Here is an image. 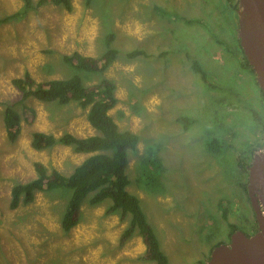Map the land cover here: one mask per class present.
<instances>
[{
    "label": "rangeland",
    "instance_id": "rangeland-1",
    "mask_svg": "<svg viewBox=\"0 0 264 264\" xmlns=\"http://www.w3.org/2000/svg\"><path fill=\"white\" fill-rule=\"evenodd\" d=\"M89 2L70 0V12L51 3L21 11V0H0V21L20 13L0 23V264H155L139 260L145 245L138 234L122 240L130 218L107 214L109 201L86 199L67 233L60 220L70 191H37L31 203L10 208L12 188L36 177L35 164L69 176L90 156L59 144L35 151L33 133L96 134L88 109L77 103L30 98L24 105L34 114L23 109L11 81L25 73L36 84L74 78L87 88L114 84L117 104L109 115L139 139L127 157V192L139 200L169 264H205L215 247L244 229V214L252 220L243 165L264 153V96L243 66L239 4L231 10L239 2ZM110 34L118 55L105 72L64 62L75 54L98 60ZM135 50L147 57L128 59ZM8 107L20 117L13 143L3 123Z\"/></svg>",
    "mask_w": 264,
    "mask_h": 264
},
{
    "label": "trees",
    "instance_id": "trees-1",
    "mask_svg": "<svg viewBox=\"0 0 264 264\" xmlns=\"http://www.w3.org/2000/svg\"><path fill=\"white\" fill-rule=\"evenodd\" d=\"M21 1L23 2L21 11H29L47 3L64 7L69 12L71 10L70 0H39L36 4L33 3V0ZM227 2L230 4L231 0H227ZM87 3L90 4L89 0H87ZM231 8L233 12H237L238 3H235ZM19 15L20 13L14 14V16H7L0 23H8ZM113 38L112 34L107 37L106 45L108 50L98 60L84 58L78 54L71 57L65 56L63 60L74 69L103 73L118 55L116 50L110 48ZM143 55L147 57L145 53L135 50L128 53L126 57L134 59ZM243 61V66L246 70H249L254 75L244 56ZM196 71L204 76L198 69ZM202 78L206 81V77ZM11 84L20 93L18 104L23 109L28 110L31 115L34 114L33 111L24 105L25 101L30 98L44 103L55 102L61 106L77 103L81 108H87L86 120L96 134L86 138H77L71 134H64L56 139L49 134L33 133L31 148L35 151H45L59 144L71 147L77 154L90 156L80 165L78 164L69 176H64L55 170L48 173L44 166L35 164L36 177L28 183L12 188L10 208L16 209L21 201L25 204L31 203L34 199V193L37 191L58 189L70 191L66 209L60 220L62 231L67 233L78 224L79 210L86 199L89 198L90 203L93 205L109 201L110 206H108L107 214L120 212L122 217L129 216L130 218L127 228L122 233V240H129L135 234H138L143 241L145 253L139 260L155 264H169L160 249L159 241L154 231L140 208L139 200L126 190L129 185L125 174L128 165V153L135 150L139 139L131 132L121 131L109 115V111L117 104V99L114 95V84L111 81L104 80L98 85L87 88L77 78L36 84L28 73H25L22 78L13 79ZM3 123L8 141L11 143L15 142L20 132L19 115L8 107L4 113ZM210 150L218 152L217 148ZM246 166L245 164L243 165L244 173H246ZM245 188L246 186H244ZM225 216L224 211L223 218Z\"/></svg>",
    "mask_w": 264,
    "mask_h": 264
},
{
    "label": "water",
    "instance_id": "water-1",
    "mask_svg": "<svg viewBox=\"0 0 264 264\" xmlns=\"http://www.w3.org/2000/svg\"><path fill=\"white\" fill-rule=\"evenodd\" d=\"M238 2L239 47L264 95V0ZM247 194L258 232L251 237L234 232L229 244L215 247L205 264H264V153L254 156L248 169Z\"/></svg>",
    "mask_w": 264,
    "mask_h": 264
},
{
    "label": "flooded vegetation",
    "instance_id": "flooded-vegetation-1",
    "mask_svg": "<svg viewBox=\"0 0 264 264\" xmlns=\"http://www.w3.org/2000/svg\"><path fill=\"white\" fill-rule=\"evenodd\" d=\"M253 160V159H252ZM251 165V164H250ZM250 165H247L246 167V174H248V169L250 167ZM243 186V185H241ZM247 186H248V181H247V184H246V188L244 189V192H246V197H247V202H248V208L249 210L252 212V220H248V219H245L246 218V214H244L243 218H242V222H243V225H244V229H241V230H234L231 235L236 232V231H242L244 232V234L248 237H251L253 235H255L257 232H258V225H257V222L255 220V215H254V212H253V209L251 208V205H250V201H249V198H248V194H247ZM244 187V186H243ZM242 187V188H243ZM238 200L240 201L241 203V200H242V197H237ZM232 208H235V207H232ZM237 208V207H236ZM224 212V211H223ZM222 212V214H223ZM263 214V213H262ZM264 215V214H263ZM224 219V218H223ZM230 235V237H231ZM230 237H229V240L228 242L226 243H223V244H228L229 241H230Z\"/></svg>",
    "mask_w": 264,
    "mask_h": 264
},
{
    "label": "bare ground",
    "instance_id": "bare-ground-1",
    "mask_svg": "<svg viewBox=\"0 0 264 264\" xmlns=\"http://www.w3.org/2000/svg\"><path fill=\"white\" fill-rule=\"evenodd\" d=\"M230 242V241H229ZM229 244V243H228Z\"/></svg>",
    "mask_w": 264,
    "mask_h": 264
}]
</instances>
